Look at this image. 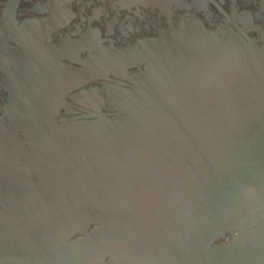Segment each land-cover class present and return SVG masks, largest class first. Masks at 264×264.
<instances>
[{
	"label": "water",
	"instance_id": "water-1",
	"mask_svg": "<svg viewBox=\"0 0 264 264\" xmlns=\"http://www.w3.org/2000/svg\"><path fill=\"white\" fill-rule=\"evenodd\" d=\"M100 62L107 113L1 112L0 264H264V45L190 18Z\"/></svg>",
	"mask_w": 264,
	"mask_h": 264
},
{
	"label": "flooded vegetation",
	"instance_id": "flooded-vegetation-1",
	"mask_svg": "<svg viewBox=\"0 0 264 264\" xmlns=\"http://www.w3.org/2000/svg\"><path fill=\"white\" fill-rule=\"evenodd\" d=\"M190 18L264 45V0H0V116L12 96L21 97L15 95L21 84L57 87L55 118L107 113L100 108L106 98L101 83L118 81L122 88L130 83L106 71L107 78L98 77L100 60ZM118 70L126 76L137 72ZM85 73L94 80L79 84Z\"/></svg>",
	"mask_w": 264,
	"mask_h": 264
}]
</instances>
